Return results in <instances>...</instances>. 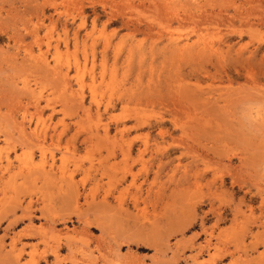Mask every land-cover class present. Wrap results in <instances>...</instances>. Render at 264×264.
Segmentation results:
<instances>
[{"label":"rangeland","instance_id":"obj_1","mask_svg":"<svg viewBox=\"0 0 264 264\" xmlns=\"http://www.w3.org/2000/svg\"><path fill=\"white\" fill-rule=\"evenodd\" d=\"M0 264H264V0H0Z\"/></svg>","mask_w":264,"mask_h":264},{"label":"bare ground","instance_id":"obj_2","mask_svg":"<svg viewBox=\"0 0 264 264\" xmlns=\"http://www.w3.org/2000/svg\"><path fill=\"white\" fill-rule=\"evenodd\" d=\"M225 2V1H224ZM179 6V5H178ZM174 7V6H173ZM200 7V6H199ZM176 10V9H175ZM249 13V12H248ZM248 13H246V16H247V14ZM213 14V13H212ZM242 14V13H241ZM240 15V14H239ZM199 16H201V15H199ZM213 16V15H212ZM212 16H210L211 18H212ZM215 16H216V14H215ZM249 16V15H248ZM191 18V17H190ZM215 18V17H214ZM216 18H217V16H216ZM221 18V17H220ZM177 19V18H176ZM178 19H179V17H178ZM198 19H200V17H198ZM205 20H208L207 22H209L210 21V24H211V19L209 20V19H205ZM220 20V19H219ZM262 21V20H261ZM197 22L198 23H200L198 20H197ZM216 22V21H215ZM195 23H196V21H195ZM214 22H212V24H213ZM197 25V24H196ZM206 30V29H205ZM232 31V30H231ZM39 231V230H38Z\"/></svg>","mask_w":264,"mask_h":264}]
</instances>
